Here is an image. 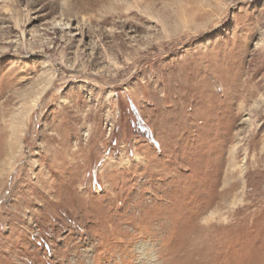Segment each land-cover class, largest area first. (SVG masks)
<instances>
[{"label":"rangeland","instance_id":"374dc122","mask_svg":"<svg viewBox=\"0 0 264 264\" xmlns=\"http://www.w3.org/2000/svg\"><path fill=\"white\" fill-rule=\"evenodd\" d=\"M0 264H264V0H0Z\"/></svg>","mask_w":264,"mask_h":264},{"label":"bare ground","instance_id":"6f19581e","mask_svg":"<svg viewBox=\"0 0 264 264\" xmlns=\"http://www.w3.org/2000/svg\"><path fill=\"white\" fill-rule=\"evenodd\" d=\"M91 1V0H90Z\"/></svg>","mask_w":264,"mask_h":264}]
</instances>
